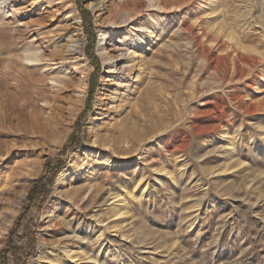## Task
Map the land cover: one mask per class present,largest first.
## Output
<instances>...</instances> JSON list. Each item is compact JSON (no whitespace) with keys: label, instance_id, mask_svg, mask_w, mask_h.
Masks as SVG:
<instances>
[{"label":"rangeland","instance_id":"1","mask_svg":"<svg viewBox=\"0 0 264 264\" xmlns=\"http://www.w3.org/2000/svg\"><path fill=\"white\" fill-rule=\"evenodd\" d=\"M35 1L27 0L23 5L27 15L17 18L18 23L0 28L11 32L14 26L26 28V22L41 16L50 21L56 15L57 26L67 25L69 32L59 39L60 44L70 36L83 40L88 59L89 38L80 11L83 7L92 15L95 54L101 69L91 109H87L95 67L89 59L92 67L85 65L81 57L68 61L76 65L69 72L78 85L72 99L77 110L73 116L65 113L61 128L68 131L63 144L48 154L53 148L48 145L37 152L35 159L40 160L41 167L26 188L19 189L25 196L0 251L46 161L60 157L66 161L65 168L57 174L40 210L30 213V235L17 242L25 247L29 240L34 241V252L25 264L38 257L46 207L60 174L70 164L74 169L59 191L75 193L97 179L114 193L123 189L132 192L125 215L114 217V224L124 227V237L118 228L112 229L114 255L101 252L100 259L96 262L93 256L91 264H264V0H227V28L239 33L254 68L248 67L243 76L229 75L220 83L213 60L223 47L215 41L208 59H186L182 53L187 49L182 47L174 55L145 58L146 63L140 65L132 56L137 37L124 31L105 43L106 51L117 58L115 65L109 66L98 51V24L110 12L105 10L97 24L99 13L89 7L98 0H44L37 7L30 5ZM70 8L77 9L81 23L69 18ZM13 18L16 16L9 19ZM187 37L180 31L177 41L184 45ZM126 43L133 47L127 50ZM0 52V58L8 53ZM73 134L78 145L60 155ZM83 164L86 173L77 179L73 173ZM4 203H0L1 211ZM46 239L55 240L51 236Z\"/></svg>","mask_w":264,"mask_h":264},{"label":"bare ground","instance_id":"2","mask_svg":"<svg viewBox=\"0 0 264 264\" xmlns=\"http://www.w3.org/2000/svg\"><path fill=\"white\" fill-rule=\"evenodd\" d=\"M42 1L36 0L30 5L37 7ZM71 1L74 3V0ZM25 3L27 0H0V25L18 23L17 18L26 16ZM20 4V8H17ZM89 7L96 14L99 13L97 24L105 10L110 12L98 24L101 34L98 51L109 66L115 65L117 58L106 51L107 39L127 31L137 37L138 43L134 47L138 50L135 49L132 56L140 60V65L146 63L145 58L150 60L165 53L174 55L182 47L187 49L182 53L186 59H208L215 41L223 47L222 53L213 60L219 76L218 83L225 82L229 75L243 76L249 68H254L239 33L227 28V23H230L225 16L227 0H98ZM68 13L69 18L82 22L76 8H70ZM59 15L60 12L57 17ZM164 15L165 18H162ZM13 16L16 18L11 21L9 18ZM55 18L56 15H52L48 21L41 16L40 19L24 23L26 28L12 27L11 32L0 28V49L8 51L0 58V173L5 169L0 176V203L5 200L4 212L0 210V247L22 204L25 196L22 190L41 167L40 160L35 159L37 152L48 145L53 147L45 153L48 154L63 144L68 131L61 128L65 125V113L73 116L77 110L72 99H75L78 85L69 72L76 65L68 61L81 57L85 65L92 67L84 55L83 40H74L70 36L69 41L60 44L62 41L59 39L65 38L69 32L67 25L65 28L57 26ZM193 19L196 21L193 22ZM180 31L188 34L184 45L177 41ZM31 33L33 35L27 38ZM125 46L127 50L133 47L130 43ZM84 83L87 85L86 80ZM20 157L25 159L18 162ZM5 164L8 167L2 168ZM86 168L83 164L73 174L78 179L86 173ZM73 169L74 166L70 164L58 178L52 200L46 207L47 221L39 234L38 257L29 264H91L93 256L96 262L100 259L101 252L115 253L112 250V229L118 228L123 234L124 227L115 225L114 217L125 215L123 211L132 192L123 189L114 193L106 183L97 179L75 193L59 191L66 183L68 172ZM119 222L122 223L123 219ZM48 236L55 240L48 241ZM99 247L102 248L96 254L95 250ZM87 253L90 255L87 256Z\"/></svg>","mask_w":264,"mask_h":264},{"label":"trees","instance_id":"3","mask_svg":"<svg viewBox=\"0 0 264 264\" xmlns=\"http://www.w3.org/2000/svg\"><path fill=\"white\" fill-rule=\"evenodd\" d=\"M78 2L81 3V1ZM80 11L83 18L85 32L89 38V46L86 54L89 61L95 67V70L91 75L90 94L87 99V109H91L92 101L99 83L101 64L99 58L95 54L96 33L93 29L92 15L89 10L83 7H80ZM78 142L79 140L75 137V134H73L69 138L60 155H64L69 148L76 147ZM65 166L66 161L60 157L48 159L46 161L43 174L29 191L24 208L10 231L9 240L6 243L5 248L0 251V264H25L27 259L33 254V240H29V243L25 247L19 245L17 242L24 236L30 235V227L28 224L30 213L34 210H40L57 174L60 173ZM14 260H16V263Z\"/></svg>","mask_w":264,"mask_h":264}]
</instances>
